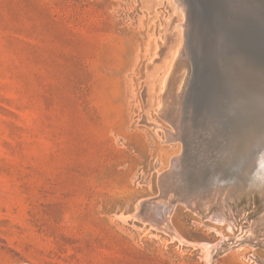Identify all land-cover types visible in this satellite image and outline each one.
Returning <instances> with one entry per match:
<instances>
[{"label":"rangeland","instance_id":"obj_1","mask_svg":"<svg viewBox=\"0 0 264 264\" xmlns=\"http://www.w3.org/2000/svg\"><path fill=\"white\" fill-rule=\"evenodd\" d=\"M260 120L264 0H0V264H264Z\"/></svg>","mask_w":264,"mask_h":264},{"label":"bare ground","instance_id":"obj_2","mask_svg":"<svg viewBox=\"0 0 264 264\" xmlns=\"http://www.w3.org/2000/svg\"><path fill=\"white\" fill-rule=\"evenodd\" d=\"M180 1H182V2H185V0H180ZM192 1V0H191ZM261 1V0H260ZM188 2V1H187ZM186 2V3H187ZM189 2H190V0H189ZM195 2V1H194ZM208 2V1H207ZM239 4H241V2H238ZM245 3V2H244ZM247 3V2H246ZM255 3V2H254ZM257 3H258V1H257ZM237 4V3H236ZM247 4H249V3H247ZM251 4V3H250ZM263 4V3H262ZM261 4V5H262ZM193 5V4H192ZM182 6V5H181ZM242 6V5H241ZM246 6V5H245ZM254 6V5H253ZM186 7H187V4H186ZM239 7V6H238ZM244 7V6H243ZM182 8V7H181ZM193 8L194 9H196L194 6H193ZM248 8V7H247ZM188 8H186V10H187ZM192 9V8H191ZM234 9V8H233ZM245 9V8H244ZM253 9V8H252ZM261 9V8H260ZM229 10H230V8H229ZM248 10H249V8H248ZM255 10V9H254ZM181 11L184 13V11L181 9ZM232 11V10H231ZM244 11V10H243ZM195 12V11H194ZM236 12V11H235ZM245 12V11H244ZM247 13V12H246ZM252 13V12H251ZM185 15H186V11H185V13H184ZM183 14V15H184ZM193 15H194V13H192ZM257 14V13H256ZM184 15V16H185ZM188 15V14H187ZM229 15V14H228ZM237 15V14H236ZM253 15V14H252ZM255 15V14H254ZM258 15V14H257ZM256 15V16H257ZM235 16V15H234ZM242 16V15H241ZM195 17V16H194ZM243 17V16H242ZM193 18V17H192ZM188 19V18H187ZM249 19V18H248ZM193 21H194V18H193ZM195 21H196V19H195ZM185 22V21H184ZM187 23V22H186ZM191 23V22H190ZM201 23V22H200ZM196 24V23H195ZM233 24V23H232ZM238 25H239V23H237ZM250 24H252V23H250ZM249 24V25H250ZM185 24H183V26H184ZM188 25V24H187ZM192 25V24H191ZM213 26V25H212ZM227 26V25H226ZM225 26V27H226ZM248 26V25H247ZM185 27V26H184ZM184 27H182L183 29H184ZM188 27V26H187ZM189 27H190V24H189ZM194 27V28H193ZM192 28H193V30L195 29V26H193ZM200 27V26H199ZM191 28V27H190ZM230 28V27H229ZM186 30V29H185ZM249 30V29H248ZM194 32V31H193ZM200 32V31H199ZM211 32V31H210ZM249 32V31H248ZM184 33V32H183ZM186 33V32H185ZM201 33V32H200ZM206 33H208L207 31H206ZM247 33V32H246ZM190 34V33H189ZM209 34V33H208ZM212 34V33H211ZM210 34V35H211ZM251 34V33H250ZM253 34V33H252ZM184 35V34H183ZM207 35V34H206ZM205 35V36H206ZM186 36V35H185ZM184 36V37H185ZM194 36H195V34H194ZM204 36V37H205ZM199 38V37H198ZM205 39V38H204ZM204 39H203V41H204ZM255 39V38H254ZM189 40H190V38H189ZM200 40V39H199ZM201 42H202V40H200ZM190 45V44H189ZM191 47V46H190ZM189 48V47H188ZM202 48H203V46H202ZM201 48V49H202ZM189 49H191V48H189ZM188 50V49H187ZM188 52H191V51H188ZM186 54H188V53H186ZM190 55V54H189ZM191 56V55H190ZM189 56V57H190ZM200 56V55H199ZM188 57V56H187ZM197 72V71H196ZM197 75V74H196ZM195 76V75H194ZM198 77V76H197ZM197 77H195L196 79H197ZM199 79V78H198ZM198 79L197 80H195L194 82L195 83H197L198 82ZM194 80V79H193ZM191 82H193V81H191ZM190 82V83H191ZM194 83V84H195ZM192 88H193V85H192ZM194 90H195V88H194ZM194 90H193V92H194ZM187 91V90H186ZM192 91V90H191ZM192 93V92H191ZM190 93V94H191ZM190 97H191V95H190ZM186 98H188L187 96H186ZM192 100V99H191ZM187 101V100H186ZM242 102H243V100H241ZM238 102V101H237ZM186 103V102H185ZM239 103V102H238ZM188 104V103H187ZM240 104V103H239ZM243 104H245V102L243 103ZM252 104V103H251ZM245 105H247V104H245ZM257 105V104H256ZM186 106V105H185ZM188 107V106H187ZM189 107H191V106H189ZM238 107H240V105L238 106ZM240 108H242V107H240ZM190 110V109H189ZM242 109H240V111H241ZM184 111H186V110H184ZM183 111V113L184 114H186L185 112ZM191 111H192V109H191ZM243 111V110H242ZM188 112V111H187ZM180 113V112H179ZM240 113H242V112H240ZM183 114V115H184ZM188 115V114H187ZM187 115H185V116H187ZM190 115V114H189ZM181 116V115H180ZM173 117V116H172ZM175 118V117H174ZM188 118V117H187ZM180 120H181V118H180ZM179 120V121H180ZM182 120H184V118H182ZM181 120V121H182ZM189 120V119H188ZM176 121V120H175ZM187 123V122H186ZM190 123V122H189ZM179 124V123H178ZM179 126H180V124H179ZM184 126V125H183ZM248 127L247 128H242V130H240V136H239V138H238V141H237V143H236V145H235V147L234 148H236V155H237V157H238V159H239V165L240 166H242V164L245 162V160L248 158V155L250 154V151H252L256 146H260V151L257 153V155H256V157H254L253 158V163L255 162V161H257V164H258V171H256V176H260V177H264V121H257V122H250V124L249 125H247ZM183 128V127H182ZM177 129H178V126H177ZM179 129H180V127H179ZM174 130V129H173ZM182 130V129H181ZM190 130V129H189ZM169 132V131H168ZM182 133V132H181ZM185 133H186V131H185ZM173 135H174V133H173ZM182 137H183V135H182ZM189 137V136H188ZM179 138V137H178ZM182 139V138H181ZM183 140H184V138H183ZM173 141V140H172ZM186 141H188V140H186ZM190 142H191V140H189ZM180 143V142H179ZM189 146V145H188ZM190 146H191V144H190ZM186 148H187V144H186ZM190 148V147H189ZM192 149H193V147H191ZM188 149V148H187ZM188 151V150H187ZM195 154V153H194ZM197 154V153H196ZM197 156V155H196ZM180 157V156H179ZM183 157V156H182ZM189 157V156H188ZM184 158V157H183ZM198 158V157H197ZM180 159H181V157H180ZM188 159V158H187ZM176 160V159H175ZM185 160V159H184ZM178 161V160H177ZM188 161H190V160H188ZM200 161V160H199ZM198 161V162H199ZM180 162H183V161H180ZM197 162V161H196ZM175 163H178V162H176L175 161ZM188 164H189V162H188ZM196 164H198V163H196ZM202 165H204V164H202ZM221 165H222V161H221V156L220 155H218V154H216L215 155V159L212 161V165H211V168H210V170L212 171V172H216V170H218L219 168H221ZM175 165H173V167H174ZM187 167H189V166H187ZM177 168V167H176ZM185 171V170H184ZM179 173V172H178ZM183 173V172H182ZM202 173V172H201ZM200 177H202V176H200ZM192 178V177H191ZM193 181V180H192ZM237 186H240V187H243L244 186V184H243V179H242V176H241V174H240V176H239V182H238V184H237ZM262 190H263V192H264V185H263V187H262ZM228 208H229V206H228ZM174 209V206H166V208L165 209H163V211L161 212V215H160V219H158L157 220V224H159L161 227H163L162 226V224L161 223H163L164 224V226H165V228H169V224H167L168 223V221H167V216L165 215L166 214V211L168 210V212H171L172 210ZM167 212V213H168ZM218 221H220V223H221V217H218V219H217ZM169 230H171V229H169ZM173 236L174 237H179V235H178V233H177V231H176V229L175 230H173ZM180 238V237H179ZM181 244H183V243H181ZM199 245H202L201 243L199 244ZM207 245V246H206ZM211 245V244H210ZM214 245V244H213ZM205 246L206 247H210L209 246V244H205ZM212 246V245H211ZM216 246V245H215ZM215 246H214V248H215ZM220 246V245H219ZM201 247H204V246H201ZM210 252H211V250H210ZM211 254V253H210ZM210 256H212V255H210ZM209 260V259H208Z\"/></svg>","mask_w":264,"mask_h":264}]
</instances>
